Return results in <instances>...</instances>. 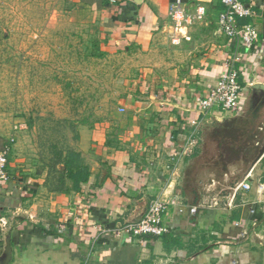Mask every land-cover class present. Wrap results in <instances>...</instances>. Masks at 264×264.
I'll return each instance as SVG.
<instances>
[{
    "label": "crops",
    "instance_id": "0c3cea01",
    "mask_svg": "<svg viewBox=\"0 0 264 264\" xmlns=\"http://www.w3.org/2000/svg\"><path fill=\"white\" fill-rule=\"evenodd\" d=\"M68 1L97 26L103 51L128 60L127 85L107 118L80 127L85 183L39 198L32 182L0 180V257L8 241V264H264V153L232 184L250 189L237 192L231 208V188L208 205L194 176L211 126L234 114H202L197 103L234 51L218 30L220 0ZM176 1L190 17L202 8V17L174 27L168 12ZM240 1L251 12L240 23L258 31L257 48L237 49L239 82L248 88L240 113L264 135V0ZM155 198L169 204L165 234L112 233Z\"/></svg>",
    "mask_w": 264,
    "mask_h": 264
},
{
    "label": "rangeland",
    "instance_id": "374dc122",
    "mask_svg": "<svg viewBox=\"0 0 264 264\" xmlns=\"http://www.w3.org/2000/svg\"><path fill=\"white\" fill-rule=\"evenodd\" d=\"M100 44L97 26L68 0H0V152L7 181L32 182L39 198L64 190L65 162L84 167L80 127L107 118L124 95L128 60ZM255 124L248 113L212 124L194 168L208 205L224 201L238 175L262 156Z\"/></svg>",
    "mask_w": 264,
    "mask_h": 264
},
{
    "label": "built area",
    "instance_id": "2783aa9c",
    "mask_svg": "<svg viewBox=\"0 0 264 264\" xmlns=\"http://www.w3.org/2000/svg\"><path fill=\"white\" fill-rule=\"evenodd\" d=\"M116 2V0H111ZM223 10L218 15L217 26L220 33L231 43L234 51L224 61L222 71L214 85L207 90L205 95L197 103L202 114L216 111L218 113H240L245 105L248 88L241 86L239 82L240 71L237 64L241 62L238 48L251 51L258 47V31L251 24H241L240 20L250 15L249 7H245L240 0H220ZM169 17L174 27H182L191 21L200 19L203 9H197L194 17L187 16L180 6L179 1L169 7ZM263 53L264 47L259 48ZM14 126V130L18 129ZM193 144V139L188 145ZM6 152H0V180L7 181ZM249 184L240 182L233 186L226 206L231 208L232 199L237 192H247ZM168 203L161 202L158 198L150 201L146 212L137 223H126L120 228H114L113 234L127 238H137L143 235L161 236L167 232V227L162 223V217L166 212ZM197 207H191L189 213H196ZM4 224V222H2Z\"/></svg>",
    "mask_w": 264,
    "mask_h": 264
},
{
    "label": "trees",
    "instance_id": "16d2710c",
    "mask_svg": "<svg viewBox=\"0 0 264 264\" xmlns=\"http://www.w3.org/2000/svg\"><path fill=\"white\" fill-rule=\"evenodd\" d=\"M59 172H60V177H59L60 184H62L61 185L62 187L64 186V179L70 180L72 184V188H78V185L81 183H85L88 178V174L86 172L85 167H81L78 165L76 167H71L69 166V163L66 162H65V169Z\"/></svg>",
    "mask_w": 264,
    "mask_h": 264
},
{
    "label": "water",
    "instance_id": "95a60500",
    "mask_svg": "<svg viewBox=\"0 0 264 264\" xmlns=\"http://www.w3.org/2000/svg\"><path fill=\"white\" fill-rule=\"evenodd\" d=\"M254 88H257V87H254ZM262 153H264V145L262 146L261 150L259 151L258 158L262 155ZM145 212H146V210H145ZM144 213L139 217V219L137 221H135L133 223H137L143 217ZM5 244H6V248L4 250L3 255L0 257V264H8V262L10 260L11 252H10V247H9L8 241Z\"/></svg>",
    "mask_w": 264,
    "mask_h": 264
}]
</instances>
